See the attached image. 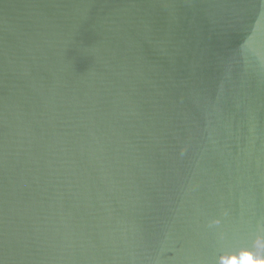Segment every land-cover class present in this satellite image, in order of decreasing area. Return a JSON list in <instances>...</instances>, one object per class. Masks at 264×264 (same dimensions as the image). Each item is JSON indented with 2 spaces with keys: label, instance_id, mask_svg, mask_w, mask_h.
I'll list each match as a JSON object with an SVG mask.
<instances>
[{
  "label": "water",
  "instance_id": "water-1",
  "mask_svg": "<svg viewBox=\"0 0 264 264\" xmlns=\"http://www.w3.org/2000/svg\"><path fill=\"white\" fill-rule=\"evenodd\" d=\"M0 264H264V0H0Z\"/></svg>",
  "mask_w": 264,
  "mask_h": 264
}]
</instances>
